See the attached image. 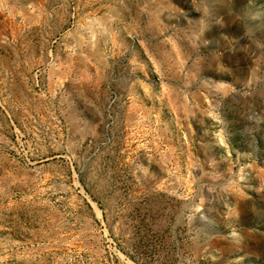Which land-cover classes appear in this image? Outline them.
Listing matches in <instances>:
<instances>
[{"label":"rangeland","instance_id":"obj_1","mask_svg":"<svg viewBox=\"0 0 264 264\" xmlns=\"http://www.w3.org/2000/svg\"><path fill=\"white\" fill-rule=\"evenodd\" d=\"M0 264H264V0H0Z\"/></svg>","mask_w":264,"mask_h":264}]
</instances>
